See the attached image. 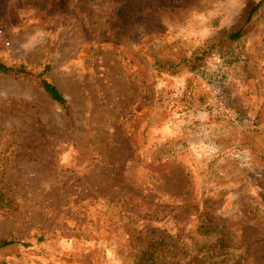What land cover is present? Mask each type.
I'll return each mask as SVG.
<instances>
[{
    "label": "rangeland",
    "instance_id": "374dc122",
    "mask_svg": "<svg viewBox=\"0 0 264 264\" xmlns=\"http://www.w3.org/2000/svg\"><path fill=\"white\" fill-rule=\"evenodd\" d=\"M257 1L0 0V60L26 76L0 74V264H131L179 232L204 264H264Z\"/></svg>",
    "mask_w": 264,
    "mask_h": 264
},
{
    "label": "trees",
    "instance_id": "16d2710c",
    "mask_svg": "<svg viewBox=\"0 0 264 264\" xmlns=\"http://www.w3.org/2000/svg\"><path fill=\"white\" fill-rule=\"evenodd\" d=\"M263 2V0H258L248 11L246 16V21L250 20L252 12L255 11ZM242 29L236 31H230L227 33V38L231 41L237 40L242 34ZM49 66L46 64L43 68L34 74L33 82L41 89V91L54 102L63 112L67 121L69 120V107L66 103L65 98L58 90L56 85L48 78ZM22 71L21 68L15 69L12 65L6 64L0 60V74H12L15 77H26L25 75H20L18 72ZM12 133V132H11ZM6 135H11L10 133ZM5 137V136H4ZM3 137V139H4ZM0 142V159L1 154L4 150V146L8 145V140L5 138ZM9 139V138H8ZM2 175H0V209H15V203L13 201V196L9 193V190L2 182ZM174 241L167 242L163 241V237H153L152 242L146 239V235L137 237V244L132 245L130 248L131 264H178L183 262V264H204L208 262L215 255L216 249L209 246L203 241L198 244H190L188 241H183L185 235L182 233L174 234ZM15 239H0V248L6 247L15 243ZM184 258H181L183 257Z\"/></svg>",
    "mask_w": 264,
    "mask_h": 264
}]
</instances>
